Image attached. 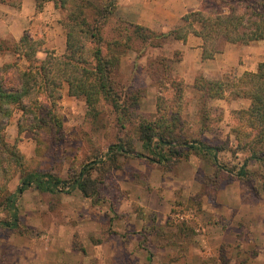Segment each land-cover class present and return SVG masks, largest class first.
<instances>
[{"label":"trees","instance_id":"1","mask_svg":"<svg viewBox=\"0 0 264 264\" xmlns=\"http://www.w3.org/2000/svg\"><path fill=\"white\" fill-rule=\"evenodd\" d=\"M47 1L65 12L66 43L61 56L43 51V38L26 31L18 40L0 37V58L13 57L0 64V191L19 175L16 192L6 198L10 207L16 196L29 187L49 193L77 188L84 197L98 193L96 182L90 178L92 168L89 166H82L71 180L27 171L17 141L10 142L5 136V129L16 111H20L17 133L35 130L56 110L66 86L70 96L84 99L87 114L93 121L109 109L115 113V123L125 128L145 89L134 75L125 80L120 73L121 58L128 51H135L136 58H140L148 48H163L171 41H185L192 34L201 38V58L206 60L219 53L222 43L248 45L264 41V0H212V6L207 3L211 0H203L200 9L184 14L179 24L168 31H155L118 18L114 26L116 33L108 39L103 30L112 19L118 0H97V3L91 0H34L35 9L41 11ZM0 3L20 9L22 0H0ZM220 7L226 11H221ZM41 51L45 54L42 58L38 56ZM181 59L182 52L174 50L171 57L147 60L148 76L151 80L160 78L155 83L174 103L170 111L161 108L163 98L158 96L156 117L141 118L135 124L136 142L147 154L137 152L133 143L118 138L108 147L106 160L101 161V165L108 164L111 169L117 155L134 153L170 167L193 151L205 157L211 155L216 166L212 177H217L220 165L214 150L219 148L189 138L178 124L186 86L182 77L172 75V66ZM137 65L135 61V69ZM194 88L202 95L198 112L204 123L202 131L211 130L212 126H206V121L212 120L214 124L220 121L212 116L211 106L206 104L209 100L223 98L226 94L249 99L247 108L232 112L230 130L236 141L233 154L249 153L237 179L246 175V160L264 164V61L258 63L255 72L247 71L228 80H209L199 74L194 78ZM10 216L11 220L0 221V226L15 229L19 220L16 209Z\"/></svg>","mask_w":264,"mask_h":264},{"label":"rangeland","instance_id":"2","mask_svg":"<svg viewBox=\"0 0 264 264\" xmlns=\"http://www.w3.org/2000/svg\"><path fill=\"white\" fill-rule=\"evenodd\" d=\"M91 1L97 3V0ZM51 3L53 2L51 1ZM207 3L209 6L213 5L212 0ZM56 10L59 25L65 33L63 26L65 12L59 8ZM220 10L226 11L222 7ZM116 19L118 20V17L114 13L112 19L105 26L103 35L106 39L113 37L116 33L114 31ZM33 20H27L25 24H18L17 28L22 26L23 31L35 37H42L44 41L46 38L47 40L55 38L53 36V33L56 32L53 30L55 27L51 23L43 24L42 32L45 27L47 32L41 36L40 20L37 23H34ZM10 22L6 13H0V37L7 40H18L19 38H14L6 28ZM43 23L45 22L43 21ZM224 44L222 43L220 48ZM43 49L52 51L57 56H61L65 51V49ZM174 50L173 43H168L163 48H148L140 58H136V52L133 50L128 51L121 58L119 69L122 77L127 80L134 75L137 81L145 85L143 97L133 108L134 111L130 116L131 122L126 124L125 128H121L115 123V113L109 109L105 110L99 119L93 121L87 114L84 99L70 96L66 86L63 88L62 98L56 110L48 117L46 116L48 121L41 127L32 131H24L19 135L17 119L20 111H16L12 115L5 129V136L10 142L17 141L16 144L24 156L27 171L50 173L62 179L71 180L76 178L82 166H89L92 168L90 178L96 182L98 193L84 197L77 188L71 190L65 188L59 193L50 194L29 187L25 191H35L36 193L28 201L31 205L33 204L32 209L24 211L21 194L16 196L12 207L6 200L8 196L16 192L19 186V175H16L6 186V189L0 191V221L11 220L10 215L14 209L19 216L15 229L0 226V264H43V256L36 254L28 246L30 243L44 241L50 236H55L49 234L53 222L56 223L55 225L60 223L68 225L73 247L81 255L84 251L85 233L79 230L85 227L86 220L90 218V212L97 210L102 212L104 210L107 218L111 221H128L132 218V214L136 215V219L146 220L138 231L139 235L130 238L131 242L136 241L137 238L140 240V250L136 251L135 256L132 257L120 251L117 253V257L109 260L107 264H164L166 258L162 246L165 240L178 244V238L182 235L190 238L196 235L197 227H199L197 218L199 221L212 218L208 215L207 209L209 210L215 202L219 192H225L226 189L235 192L238 190L244 202H249L252 205H264V164L252 159L246 160V175L244 178L237 179L239 169L249 153L233 154L232 150L236 141L231 130H227L221 124L224 117L223 109L220 106L223 103L216 105L215 99L209 100L206 104L211 106L212 116L219 118L220 121L218 124H214L212 120L206 121V126H212L211 130L202 131L204 123L198 116L202 95L194 88V79L189 82L182 77L186 93L178 124L189 138H197L209 146L219 148L214 150L220 165V171L216 178L212 177L216 166L211 155L205 157L193 151L170 167H166L167 163L151 162L145 157L135 156L134 153L117 155L111 169L108 164L101 165V161L106 160L108 147L118 138H123V142L133 143L137 152L147 154V151L141 148V144L136 142L135 124L141 118L153 119L156 117L158 96L163 98L160 100L161 108L165 107L170 111L174 105L171 97L169 98L168 94L164 93L163 89L155 83L160 78L151 80L148 76L147 60L161 56L171 57ZM44 55L43 51L38 53L41 58ZM12 58L11 55H6L0 58V64L9 62ZM135 61L138 64L136 69L134 68ZM182 71L183 68L179 69L175 62L172 66V75L180 76L179 73ZM232 76H234L232 73H226L222 79L228 80ZM223 98L228 101H225L226 103H229L236 97L226 94ZM43 113L46 114V111ZM231 120L232 114L229 127ZM232 136L235 142L231 141ZM187 164L196 170L194 178L196 186L199 188L198 192L188 198L182 192L183 186L187 184L185 180L188 178L186 174L188 169L182 166ZM165 197L169 201L171 200L172 213L167 218V226L160 227L159 224L155 225L156 213L153 212V209L145 212L143 204L147 203V205L155 207L160 205ZM36 202H38V208ZM261 216L263 217L264 214L262 213ZM96 217H99V213H96ZM101 220H104L103 216ZM108 230L110 231L111 228L109 227ZM114 232L117 234L118 229H115ZM108 239L119 241L117 235L109 234ZM127 239L129 238L123 239L121 242L128 243ZM120 245L122 248V243ZM78 257L71 259L73 264H87L85 259Z\"/></svg>","mask_w":264,"mask_h":264},{"label":"crops","instance_id":"3","mask_svg":"<svg viewBox=\"0 0 264 264\" xmlns=\"http://www.w3.org/2000/svg\"><path fill=\"white\" fill-rule=\"evenodd\" d=\"M202 2L203 0H118L114 13L119 19L128 23L143 25L155 31H168L179 24L184 14L200 9ZM56 9L51 1H47L41 11L35 9L34 0H22L20 9L0 4V13H6L11 21L6 28L14 38H19L23 33L22 26L17 28L18 24H25L27 20L33 19V22L37 23L40 20L39 31L42 36L47 32L46 27L42 32L43 24L49 22L55 27L53 29L56 31L53 33L55 38L52 40L46 38L43 48L63 50L66 37L59 25ZM169 43H173L175 50L182 52V59L177 62L178 68H183L179 75L189 82L199 74L207 79L218 80L226 73L240 76L247 71L255 72L258 63L264 61V41H256L248 45L225 43L219 53L206 60L201 58L202 40L195 35H189L185 41ZM215 100L216 105L223 103L220 106L224 117L221 124L227 130L230 129L232 111L247 108L250 104L249 99L238 97L231 99L229 103H226L228 101L224 98ZM231 141L235 142L233 136ZM182 167L188 169L186 172L188 178L185 180L187 184L182 188V192L188 198L199 190L194 178L196 170L189 164ZM35 193L25 190L20 193L24 211L32 209L33 204L28 201L31 196H35ZM170 201L165 197L160 205L155 207L147 203L143 204L145 212L153 209L156 213L155 225L167 226V218L172 213ZM35 204L38 208V202ZM97 211L90 212L85 227L81 230L77 228L85 233L84 251L81 255L73 247L70 229L66 223L55 225L56 223L53 222L49 234L55 236L30 243L28 248L43 256V264H73L71 259L78 256L85 259L87 264H107L109 260L115 259L120 251L134 257L136 251L140 250V240L137 238L136 241L131 242L130 238L139 235L138 231L146 220L136 219V215L132 214V218L128 221L116 222L108 219L104 210ZM207 212L212 218L204 221H199L197 218L199 227L197 234L192 238L182 235L178 238V244L165 240L162 246L166 258L164 264H264V216H261L262 213L264 214V205L244 202L238 190L235 192L226 189L225 192L217 194L215 202ZM96 213H99L98 218ZM101 215L104 220H101ZM115 229H118L117 234L114 232ZM109 234L117 235L119 241L108 239ZM126 238H129L126 240L128 243L123 244L121 240ZM97 239L99 240L96 241ZM121 243L122 248H120Z\"/></svg>","mask_w":264,"mask_h":264},{"label":"built area","instance_id":"4","mask_svg":"<svg viewBox=\"0 0 264 264\" xmlns=\"http://www.w3.org/2000/svg\"><path fill=\"white\" fill-rule=\"evenodd\" d=\"M182 218V217H181Z\"/></svg>","mask_w":264,"mask_h":264}]
</instances>
